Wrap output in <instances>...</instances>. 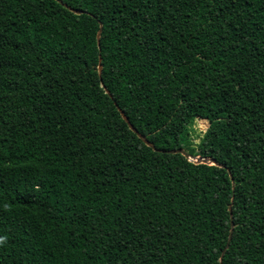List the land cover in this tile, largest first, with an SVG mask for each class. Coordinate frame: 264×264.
Segmentation results:
<instances>
[{
  "label": "trees",
  "instance_id": "obj_1",
  "mask_svg": "<svg viewBox=\"0 0 264 264\" xmlns=\"http://www.w3.org/2000/svg\"><path fill=\"white\" fill-rule=\"evenodd\" d=\"M0 237V264H264V0H0Z\"/></svg>",
  "mask_w": 264,
  "mask_h": 264
},
{
  "label": "water",
  "instance_id": "obj_2",
  "mask_svg": "<svg viewBox=\"0 0 264 264\" xmlns=\"http://www.w3.org/2000/svg\"><path fill=\"white\" fill-rule=\"evenodd\" d=\"M76 14H80L81 12H77L75 11ZM102 32V26L100 25L98 33H97V43L99 44V39H100V35ZM101 71H102V67L100 64V59H99V65H98V74L99 76L101 75ZM106 93L109 95V93L106 91ZM109 97L112 99V96L109 95ZM117 110L119 111L122 119L124 120V122L128 125L129 129L134 132L139 139H141V141L148 147L152 148L154 151H157L159 153H166V154H180L182 156H184L189 162H192L194 164H209V165H217V163L214 160L211 159H204V158H200V157H194L189 155L188 153H186L184 150L178 149V150H169V151H160V150H156L155 147L146 139V137L142 136L141 134H139L136 129L130 124L128 118L125 116L124 112L122 110H120L118 108V106L116 105V103H114ZM231 210V209H229ZM233 231V224H231V230H230V236L229 239L231 237V233ZM224 255V252L221 255V259Z\"/></svg>",
  "mask_w": 264,
  "mask_h": 264
},
{
  "label": "rangeland",
  "instance_id": "obj_3",
  "mask_svg": "<svg viewBox=\"0 0 264 264\" xmlns=\"http://www.w3.org/2000/svg\"><path fill=\"white\" fill-rule=\"evenodd\" d=\"M207 127H208L207 121L197 119L193 128L197 135L202 136L205 130L207 129ZM194 141L195 143H198L199 140L197 136L194 138Z\"/></svg>",
  "mask_w": 264,
  "mask_h": 264
},
{
  "label": "clouds",
  "instance_id": "obj_4",
  "mask_svg": "<svg viewBox=\"0 0 264 264\" xmlns=\"http://www.w3.org/2000/svg\"><path fill=\"white\" fill-rule=\"evenodd\" d=\"M7 240V237H0V244L5 243Z\"/></svg>",
  "mask_w": 264,
  "mask_h": 264
}]
</instances>
